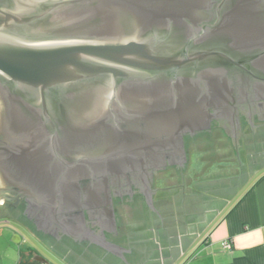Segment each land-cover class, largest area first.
Segmentation results:
<instances>
[{
  "label": "water",
  "instance_id": "obj_1",
  "mask_svg": "<svg viewBox=\"0 0 264 264\" xmlns=\"http://www.w3.org/2000/svg\"><path fill=\"white\" fill-rule=\"evenodd\" d=\"M262 86L264 0H0V206L16 190L57 218L111 214L110 188L144 177L156 213L182 135Z\"/></svg>",
  "mask_w": 264,
  "mask_h": 264
},
{
  "label": "flooded vegetation",
  "instance_id": "obj_2",
  "mask_svg": "<svg viewBox=\"0 0 264 264\" xmlns=\"http://www.w3.org/2000/svg\"><path fill=\"white\" fill-rule=\"evenodd\" d=\"M253 95L252 102L241 101L236 107V120H212L204 129L182 135L181 146L170 151L177 155L152 175V204L158 214L146 203L147 195L144 193V182L141 181L144 177H141L137 185L130 183V186L110 188L111 214L106 212L105 204L101 205L95 199L90 209L80 214L63 212L67 206L70 207L68 203L63 204L57 218L51 200L35 199L11 189L0 206V224L12 223L20 227L62 264L79 259L89 263L101 257L111 261L118 252L105 250L103 245L115 249L132 243L133 218L145 230L153 219L152 214L157 216L174 207L170 197L180 196L189 201L198 192L196 167L200 164L199 152L217 146L223 152L221 159L226 160L230 149L237 151L246 144V135L264 133V87H259ZM80 215L84 221L82 225ZM19 253L22 264H46L44 258L31 247Z\"/></svg>",
  "mask_w": 264,
  "mask_h": 264
},
{
  "label": "crops",
  "instance_id": "obj_3",
  "mask_svg": "<svg viewBox=\"0 0 264 264\" xmlns=\"http://www.w3.org/2000/svg\"><path fill=\"white\" fill-rule=\"evenodd\" d=\"M245 141L226 160L217 146L199 152L198 192L189 201L170 197L174 207L152 214L145 230L133 218L132 243L118 246L122 259L68 264H264V133Z\"/></svg>",
  "mask_w": 264,
  "mask_h": 264
},
{
  "label": "rangeland",
  "instance_id": "obj_4",
  "mask_svg": "<svg viewBox=\"0 0 264 264\" xmlns=\"http://www.w3.org/2000/svg\"><path fill=\"white\" fill-rule=\"evenodd\" d=\"M14 234H17L22 238V242L18 244L17 240L13 239ZM31 247L45 260L52 264H62L53 254L44 249L38 241L32 239V237L23 231L15 224H0V264H14L20 256V251L23 252Z\"/></svg>",
  "mask_w": 264,
  "mask_h": 264
},
{
  "label": "built area",
  "instance_id": "obj_5",
  "mask_svg": "<svg viewBox=\"0 0 264 264\" xmlns=\"http://www.w3.org/2000/svg\"><path fill=\"white\" fill-rule=\"evenodd\" d=\"M222 245H223L224 248H226L228 250L230 249V245H229L228 242H224Z\"/></svg>",
  "mask_w": 264,
  "mask_h": 264
}]
</instances>
